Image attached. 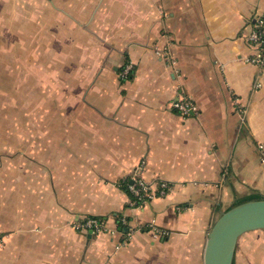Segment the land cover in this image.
<instances>
[{
  "label": "crops",
  "instance_id": "obj_1",
  "mask_svg": "<svg viewBox=\"0 0 264 264\" xmlns=\"http://www.w3.org/2000/svg\"><path fill=\"white\" fill-rule=\"evenodd\" d=\"M261 16L264 0H0L45 96L0 146V264H205L220 214L264 196ZM140 174L156 187L139 207ZM88 217L109 233L76 230ZM234 264H264V230Z\"/></svg>",
  "mask_w": 264,
  "mask_h": 264
},
{
  "label": "rangeland",
  "instance_id": "obj_2",
  "mask_svg": "<svg viewBox=\"0 0 264 264\" xmlns=\"http://www.w3.org/2000/svg\"><path fill=\"white\" fill-rule=\"evenodd\" d=\"M18 29L9 28L7 38L0 32V146H14L18 132L32 130L33 100L45 99L44 92L34 89L32 44L27 40L25 52L20 51Z\"/></svg>",
  "mask_w": 264,
  "mask_h": 264
},
{
  "label": "water",
  "instance_id": "obj_3",
  "mask_svg": "<svg viewBox=\"0 0 264 264\" xmlns=\"http://www.w3.org/2000/svg\"><path fill=\"white\" fill-rule=\"evenodd\" d=\"M257 230H264V196L235 204L220 214L208 234L205 264H234L240 237Z\"/></svg>",
  "mask_w": 264,
  "mask_h": 264
},
{
  "label": "built area",
  "instance_id": "obj_4",
  "mask_svg": "<svg viewBox=\"0 0 264 264\" xmlns=\"http://www.w3.org/2000/svg\"><path fill=\"white\" fill-rule=\"evenodd\" d=\"M248 41L258 47V53L254 58L248 59V62L257 65H264V16L259 17L255 22V28L250 35L247 36ZM131 65H127L123 72V77L128 78L130 76ZM172 108L177 111L181 116L188 118L194 116L198 112L197 104L185 94L179 95L172 102ZM260 150L263 152L264 146H260ZM262 161L264 162V154L262 153ZM141 169L139 170V172ZM156 185L148 183L143 177L138 176L135 183L131 186V190L136 197V204L143 206L149 198L153 196V190ZM158 188V187H157ZM159 188L160 194H165L169 188L168 182H161ZM122 222L125 223V218H121ZM75 229L82 232H91L92 234L100 235L109 233V228L104 219L98 217H88L86 219L77 222L74 225Z\"/></svg>",
  "mask_w": 264,
  "mask_h": 264
},
{
  "label": "trees",
  "instance_id": "obj_5",
  "mask_svg": "<svg viewBox=\"0 0 264 264\" xmlns=\"http://www.w3.org/2000/svg\"><path fill=\"white\" fill-rule=\"evenodd\" d=\"M253 198H255V197L251 196V197H248V198H244V199L239 200L238 203H241V202H243V201H246V200H249V199H253ZM256 198H257V197H256ZM238 203H237V204H238Z\"/></svg>",
  "mask_w": 264,
  "mask_h": 264
}]
</instances>
